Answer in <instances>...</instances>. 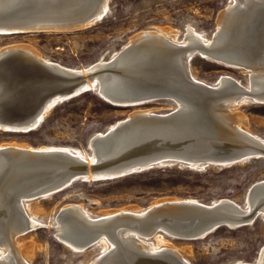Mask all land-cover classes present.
Instances as JSON below:
<instances>
[{
	"label": "bare ground",
	"instance_id": "bare-ground-1",
	"mask_svg": "<svg viewBox=\"0 0 264 264\" xmlns=\"http://www.w3.org/2000/svg\"><path fill=\"white\" fill-rule=\"evenodd\" d=\"M35 1L42 3L44 8L54 5L59 1L61 5L56 7L49 14L53 17L69 9H78L83 5L82 2H76L77 0ZM15 2L16 0H0V12L12 6ZM36 14L39 13L36 12ZM263 18L264 0H230L229 4L226 5V9L220 12L216 31L210 38H207L202 32L191 25L186 27L183 37L180 39L177 34L173 33L174 30L171 31L168 27L141 30L133 35L120 51L118 50L116 53L112 54L109 60L106 61L102 58L98 60L99 65L105 64L109 66L108 68L113 69L112 73L104 74L99 77L95 76L92 79L86 80V86L90 89H95L96 92H98L97 94L105 101L114 106L125 107L134 102L130 99V95L135 96L138 94L137 92H132V94L124 98L111 95L113 96L112 98L109 95L118 92L123 94L128 88L133 87L134 84H140L144 87L149 85L155 77L154 74L157 72L156 67H159L157 64L159 61H151V57L155 56L154 54L158 55V53H156L157 51L162 54L160 57L164 56L163 58L165 61L161 59V61L164 62L162 65L174 67L181 73L186 72L187 75L191 76L196 82L206 85H209V83L207 84L201 79H198L191 70L190 60L194 55H199L204 59L212 60L230 68L243 70L248 78L247 85L244 86V89H239L227 98H210L208 102L212 108L206 107V109H208L206 118L202 117L203 113L200 114V111L196 110L198 114L193 111V105L198 102L187 97V93L182 87L174 88L179 81H173L174 79H172L171 82L163 81L162 83V88L164 90H168L173 95L179 97V99H166L174 103V108H172V111L170 110L171 112L157 113L154 108L149 107L143 109L137 108L131 111L128 117L141 114L139 115L140 119L137 118L139 120L136 121L135 124L114 137L109 138L107 142H111V146L109 144L102 146V148L96 146L95 150L97 152H95L92 147V151L89 155L74 147L51 145L33 147L27 143L13 141L0 143V149L5 150L0 153V264H32L30 255L37 248V243L34 239L31 238L27 240L23 238V236L41 227L42 222L37 219L38 213L41 211L40 205L37 204L33 208L30 202L52 196V194L45 193L42 194L41 198L21 199L19 202H14L13 191H19L22 187L27 185L24 180L28 175H23L19 169H13V167H15V162L24 158L23 153L27 152V154H33L35 151L69 152L85 160L89 169L88 177L91 178L102 173L100 172L102 170L95 171L94 169L96 166H93V164H100L103 160H105V163L114 162V164H121L126 162V157L131 158L136 156L141 159L140 157L144 156L142 158L148 160V158L155 156L151 158L153 159L152 161L160 163L161 165L159 166H164L163 163L168 161L166 155L175 159L170 155L173 153L167 152L169 147H172V149L176 151L177 160L179 162L169 163L168 165L174 166L178 164L183 168L189 167L197 171L205 170L204 166H207V168L211 166L225 168L251 158L255 159V157L250 156L251 153L246 152L242 154V156H239V158H236V160H242L234 164L223 165L226 162H222L221 160H218L219 164L207 161L208 159L206 160L204 157L206 155V152L203 153L204 150L198 152L201 158H199V156L196 155L197 153L193 150L203 146L220 147L219 142L215 141V134L225 136L224 138L218 136L220 140L222 139L221 144L224 145V148L234 147L230 144L236 143L238 140V145H242L243 142H256L257 144H252L264 150V139L250 131L247 117L242 113L243 111L241 112L239 110L243 103L253 102L264 105V34L262 32V26L256 40L251 39L250 33L249 36H246L248 27L254 26V24L260 22ZM138 36H141L140 38L142 40L139 47L130 49L125 51L124 54L119 55L124 49L128 48L130 43ZM163 41L166 43H163ZM169 43L179 44L180 46H190L192 50L189 51V53L185 52L168 59L169 54L163 52L168 50L170 47ZM14 49L22 50L29 58L31 57L39 63L54 64L57 68H60V71H64L61 69L72 71L80 70L85 74V78H88L87 74L94 70V66L92 67L93 64L85 68L63 66L58 62L47 59L35 48L20 43L2 47L0 49V56ZM187 57H189V59H186ZM241 65H247L248 67L246 69L241 68ZM11 66L12 64L8 66V69ZM3 67L4 66L0 65V71L2 72L4 70ZM225 79H232V81L237 82L240 86L244 85L236 80L237 78L234 79L230 75L222 74V76L217 79L216 83L214 85L211 84V86H221L225 82ZM6 84L7 82L0 77V88H5ZM149 87L151 88L152 86ZM156 89L158 88H153V90ZM201 100L204 102L203 105L205 106L207 101ZM163 101H165V99ZM59 102L61 103V101H58L56 98L46 102L43 108L36 114L35 118L29 121L26 126L35 128L37 124L41 125L50 109ZM176 112L178 116L176 115L177 117L174 120H170L163 128L152 121L154 120L153 115L170 117ZM2 113H4V110L0 109V114ZM119 121L109 125L106 131L93 134L88 141L90 145L92 146L91 142L95 137L99 136L100 138H105L108 131ZM196 121L197 126L193 124V122L196 123ZM7 127L10 128L12 126ZM235 137H237V139H235ZM257 157L263 156L257 154L256 158ZM11 159L13 160V164L10 162ZM234 161L235 160L232 162ZM93 170L95 171L94 173H92ZM126 170L127 168L118 171ZM12 186H14L13 189ZM255 186H261V189L251 195V190ZM244 201L245 205L242 206L233 199L223 197L210 204L202 203L192 198L165 197L157 198V200L152 201L146 208L128 205L127 207L105 211L98 218L91 217L82 205L71 203L64 206L62 205V207L56 211L54 217L56 231L54 235L57 240L74 252H83L88 250L87 247L91 248L98 246L101 249V252H98L100 253L99 256L88 264H132V261H130L132 257H130L129 254L139 257L170 258L171 260L169 262L174 264H193L187 259V255L185 256V253L189 252L190 248L184 246L180 249V246L178 247L171 243L166 238V235L171 237L170 234L173 232L167 230L163 225H168L172 219V221L184 220L185 224L182 226L183 229L192 227L197 225L198 221H200L198 218L203 211L199 210L203 209L202 206H217L218 204L223 205L218 209L220 214L232 219L227 223L231 229H236L237 225H240L239 222H234V219H237L236 216L239 215L242 217L245 216V220L243 221V223L247 224L245 226L253 224L259 218H262L264 221V179L254 182L248 187ZM165 202H170L171 208L169 209L174 212V217L172 218L170 217L171 215H167L165 218L167 223L162 222V225L159 226L155 225L150 228L141 227V229H138L124 225L115 229L116 236L113 238L103 231L90 233L82 229V221L95 227L96 225H104L107 220L109 221L113 218H118L122 222H134L140 218H144V216H150L151 214L156 215L155 211ZM190 206L197 207L198 209L188 208ZM159 211L162 212L163 210ZM163 220L164 217H159L158 221L161 222ZM210 228L211 227L208 229ZM206 232L207 231L201 233L197 232L195 239L192 240L203 239L207 236L204 235ZM115 239L120 241L122 248H124L121 249L122 251H120V244L117 243ZM192 240L188 239L187 241ZM223 264H264V246L260 248L256 259L253 261L238 259Z\"/></svg>",
	"mask_w": 264,
	"mask_h": 264
},
{
	"label": "rangeland",
	"instance_id": "rangeland-1",
	"mask_svg": "<svg viewBox=\"0 0 264 264\" xmlns=\"http://www.w3.org/2000/svg\"><path fill=\"white\" fill-rule=\"evenodd\" d=\"M229 1L110 0L108 14L91 27L70 32L0 36V49L12 44H26L63 66L85 68L101 58L109 60L133 35L145 29L168 27L180 39L186 27L191 25L210 38L216 31L220 12L226 9ZM190 67L198 79L209 85H214L222 74L237 78L243 86L248 82L243 70L199 55L192 58ZM91 90L55 105L41 125L29 133L0 131V143L13 141L33 147H74L89 155V138L126 119L131 111L149 107L157 113H167L174 108V103L166 99L133 108L114 106L100 97L95 89ZM239 110L247 117L250 131L264 139V105L248 102L243 103ZM241 163L225 168L211 166L203 171L178 164L164 165L112 181L78 180L49 198L31 201L33 208L40 205L37 219L42 222L41 227L23 236L37 243V248L30 255L31 263L88 264L99 256L101 249L98 246L74 252L55 238L54 217L62 205L80 204L94 218L105 211L128 205L146 208L157 198L165 197L192 198L206 204L223 197L244 206L248 187L264 179V157ZM166 238L180 249L189 247L190 251L185 256L193 264H223L238 259L253 261L264 246V221L259 218L253 224L236 229L222 227L198 240H180L168 235Z\"/></svg>",
	"mask_w": 264,
	"mask_h": 264
},
{
	"label": "water",
	"instance_id": "water-1",
	"mask_svg": "<svg viewBox=\"0 0 264 264\" xmlns=\"http://www.w3.org/2000/svg\"><path fill=\"white\" fill-rule=\"evenodd\" d=\"M76 2H82V7L78 9L66 10L64 13H59L55 17H53L49 14L52 10L61 5L59 1L54 5H51L52 7L47 6L46 8H44L42 3H39L35 0H16V2L12 6L8 7L7 9L5 8V10L0 12V36H12L36 32L59 33L83 30L93 26L95 23L104 19V17L109 12L110 0H77ZM36 12H38L39 14H36ZM261 26L262 32L264 34V18L260 20V22L254 24V26H249L248 29H250H247L246 36H249L250 33L251 39L256 40ZM140 37L141 36H138L136 39H134L133 42L130 43V46L124 49L119 55L124 54L125 51H128L130 49L138 48L142 41ZM163 43L166 42L163 41ZM169 46L170 47L168 48V50L166 52H163L169 54L168 59L175 57L178 54H182L185 52L189 53V51L192 50L190 46H180L179 44L177 45L169 43ZM156 53H158V55L154 54L155 56L152 55L153 57H151L152 62H156V60L157 62L159 61L157 63L159 67H156L157 72L154 74L155 77L153 78V83L151 82L145 87L140 84H132L133 87L128 88L127 91H125L123 94L119 92V94H110L107 92L108 94H110L109 96L113 98V96L111 95H117L118 97L124 98L125 96L132 94V92H137L138 94H136L135 96L130 95V99H132L134 102L125 106L127 108L139 107L157 100H164L169 98L179 99L177 95L175 96L168 90H164L162 88L163 81L171 82V80L174 79L173 81H179V83L174 86V88L182 87L187 93V97L192 98L193 100L198 102L193 105V111H195L196 113V110L200 111V114L203 113L202 117L206 118V116L208 115V109H206V107L212 108L208 102L210 98H227L233 95L232 93L238 91L239 89H244V86H240L237 82L232 81V79H225V82L221 86H211L196 82L195 80H193V78H191V76L187 75L186 72L181 73L174 67H170L169 65H162L164 64V62L161 61V59L165 61V59L163 58L164 56L160 57V55L162 56V54L158 51ZM194 56H192V58ZM186 59H189V57H187ZM11 64L12 66L8 69V66H10ZM0 65L4 66L3 72L0 71V77L7 82L5 88H0V109L4 110V113L0 114V131L3 130L11 133H27L37 128L40 124H37L35 128H30L26 125L29 121L35 118L36 114L43 108L46 102L53 98H56L58 101L65 102L85 92L92 91L86 86L87 79H92L95 76L99 77L101 75L113 72V69L108 68L109 66L105 64L99 65V62H96L92 65V67L94 66V70L87 74L88 78H85V74H83V72L80 70L72 71L68 69H61L64 71H60V68H57L56 65L39 63L33 60V58L31 57L29 58L24 52H22V50L18 49L7 51L4 53V55L2 54V56H0ZM247 67V65H241V68L246 69ZM149 86L152 87L150 88ZM154 87H157L158 89L153 90ZM245 93L251 95L248 92ZM201 99L207 101V103H205V106L203 105L204 102H202ZM139 115L141 114H136L119 121L110 131H108L105 138H100L99 136L95 137L91 142L92 146L88 142L87 147L89 153L92 151V147L95 150L96 146H99L100 148L108 144L111 146V142H107L109 138L114 137L115 135L123 132L124 130L135 124L136 121L140 119ZM176 115L178 116L177 112L173 113L170 117L153 115L154 120L152 121L153 123L163 128V126L167 125L170 120H174L177 117ZM193 124L197 126V121L196 123L193 122ZM7 126L12 127L8 128ZM218 136L221 138H224L225 136L215 134V141L219 142L220 147L203 146L200 148L198 146L199 148H196V150L193 151L197 153L196 155H198L199 158H201L198 152H202V150H204L203 153L206 152V155L204 157L206 160L208 159L207 161H212V163L219 164L218 160H221L222 162H226L223 165L234 164L235 162L242 160H236V158H239V156H242V154L246 152L251 153V157L256 158L257 154L264 157V150L254 145L257 144L256 142H252L254 144H252L251 142H243L242 145H238L239 141L237 140L236 143L230 144L234 147L224 148V145L221 144L222 139L220 140ZM235 139H237V137H235ZM2 151L5 150L0 149V153ZM95 152L97 151L95 150ZM167 152L173 153L170 155H172L175 159L166 155L168 161L166 160L167 162H164L163 165L179 162L177 160L178 157L176 151L172 149V147H169ZM23 156L24 158L15 162V167H13V169H19L23 173V175H28V177L24 180L27 185L22 187V189H20L19 191H13L14 202H19L21 199L26 200L31 198H41L42 194L45 193L52 195L57 194L78 180L86 182L112 181L117 178L139 173L161 165L160 163H155L154 161H152L153 159L151 158L155 156L148 158V160L142 158L144 156L140 157L141 159L136 156H133L131 158L126 157V162H123L121 164H114V162L105 163V160H103V162L101 161L100 164H93V166H96L94 170H102L100 171L102 173L91 178L88 177L89 169L85 160L69 152L35 151L33 154H27V152L23 153ZM233 160L235 161L232 162ZM10 162L13 164L12 159L10 160ZM126 168V171H118L120 169ZM206 168L207 166H204V169ZM94 170L92 173L95 172ZM13 187L14 186H12V189ZM260 187L261 186L253 187L251 190V195L261 189ZM170 205V202H165L160 208L157 209V211H155L156 215L151 214L150 216H144V218H140L134 222H122L118 218H113L109 221L107 220L104 225H96L95 227H93L82 221L81 224L83 226H81L82 229L86 230L87 232L91 233L103 231L108 236H111L113 238L116 236L115 229L124 225L141 229V227L150 228L151 226L155 225L159 226L162 225V222L167 223V221L165 220L167 215H171L170 217L172 218L174 217V212L169 209L171 208ZM219 205L220 204H218L217 206H202L203 209L199 210L203 211L201 216L198 218V220L200 221H198L197 225H194L192 227L183 229L182 226L185 224L184 220L172 221V219L168 225L163 226L167 230L173 232L172 234H170L172 238L175 237L180 240L195 239L197 232L201 233L207 231L204 235H208L222 227L230 228L227 223L232 219H229V217L222 216L220 214L218 209H220V207H222L223 205ZM188 208L198 209L197 207L192 206ZM159 210L163 211L160 212ZM159 217H164V220L159 222ZM236 218L237 219H234V222H239L242 226L247 225L246 223H243V221L245 220V216L242 217L241 215H239L236 216ZM240 225H237V228H241L242 226ZM209 227L211 228L208 229ZM116 242L120 244V251H122L121 249L124 248H122L120 241L117 239ZM129 255L130 257H132V260H130L132 261V264H174L169 262L171 260L170 258H150L139 257L133 254Z\"/></svg>",
	"mask_w": 264,
	"mask_h": 264
}]
</instances>
